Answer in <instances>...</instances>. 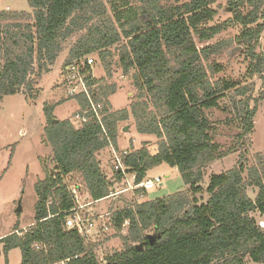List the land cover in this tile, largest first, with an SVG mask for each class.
Masks as SVG:
<instances>
[{"label":"trees","instance_id":"obj_1","mask_svg":"<svg viewBox=\"0 0 264 264\" xmlns=\"http://www.w3.org/2000/svg\"><path fill=\"white\" fill-rule=\"evenodd\" d=\"M166 1L170 0H28L33 15L0 11V100L17 93L36 99L31 74L36 67L37 76L49 72L72 36L78 37L66 64L94 52L105 61L117 48L119 65L125 73L134 70L141 94L130 107L112 111L109 97L116 84L98 79L97 100L107 105L105 121L113 144L118 147L119 123L133 117L139 133L159 139L156 153L145 142L124 158L136 181L145 180L150 168L165 162L179 169L189 188L117 210L111 217L113 227L122 230L128 222L129 228L122 236L124 248L111 252L106 264H248L247 257L264 263V227L252 215L264 213L263 163L250 168L247 178L242 163L213 174L207 202L199 203L193 196L203 191L204 166L237 151H223L215 142V122L207 111L218 108L223 97L233 96L242 122L239 138L254 131L257 112L251 99H242L248 85L213 79L222 69L210 58L229 50L232 40L198 48L194 35L211 39L230 22L240 23L236 38L250 58L247 74H259L264 83V52L257 51L264 30V0H231L237 10L234 19L214 25L208 23L217 14L212 7L217 0H190L174 7ZM246 6L247 12L241 11ZM29 17L32 21H21ZM55 105L44 106V134L54 166L34 185L35 224L21 234L16 226L0 240L5 253L21 249L20 264H103L96 247L86 245L77 229L65 226L67 212L75 206L65 178L80 173L92 199L100 200L120 190L114 186L123 174L115 172L111 180L102 170L99 154L109 142L99 124L91 120L76 127L70 118L54 122ZM80 105L86 107L84 98ZM250 187L257 189L255 198L248 193Z\"/></svg>","mask_w":264,"mask_h":264},{"label":"rangeland","instance_id":"obj_2","mask_svg":"<svg viewBox=\"0 0 264 264\" xmlns=\"http://www.w3.org/2000/svg\"><path fill=\"white\" fill-rule=\"evenodd\" d=\"M230 1L217 0L212 5L214 9H217V14L214 21L209 22L208 25L234 19L237 10L231 6ZM187 2L190 0H170L165 3L174 7L182 6ZM247 8V6L243 7L241 11L247 12ZM0 11L6 13L23 11L31 12L33 15L28 0H0ZM32 19L33 17H29L21 21H32ZM241 29L240 23L232 21L226 29L218 32L211 39L202 40L194 35L198 48L215 44L224 39L232 40L229 50H223L210 58V61L221 65L222 69L213 79L225 78L248 85L249 91L242 99H251V107L257 105L254 131L242 138L238 137L242 131V122L238 117L239 108H235L233 104V96L223 97L218 108L207 111L212 121L215 122V142L221 145L223 151L229 148L237 151L204 166L205 174L200 182L203 191L193 194L199 203L207 202L210 196L207 186L213 174H221V172L242 163L246 168L244 176L247 178L250 168L258 166V164L262 165L261 163L264 165V83L259 74L254 77L247 74L250 58L245 53V46L240 45L236 38ZM260 36L257 51L264 52V30ZM77 37L72 36L67 39L64 51L58 57L57 62L50 67L49 72L37 76L36 67L35 73L31 74L32 79L36 82V99L30 98L27 93H17L0 100V234L13 230L17 224H20L18 225L20 227L16 229L17 232L19 231L18 233L27 231L31 225L35 224V204L38 195L34 185L38 180L45 179L49 170L54 166V154L44 134V128L47 125L44 106L46 103L56 104L53 115L60 120L69 119L71 113L78 107L76 100L63 98L60 85L69 50L76 42ZM91 55L98 60L97 78L103 80L107 85L116 84L115 93L109 97L110 110L125 109L130 107L132 102L139 101L141 93L134 84L132 77L134 70L131 69L128 73L123 72L118 62L117 48L113 51L112 56L106 58L105 61L97 56V52ZM240 98L238 96L237 100ZM237 100L234 102L237 103ZM240 105L239 102L238 106ZM127 125L130 126L129 130L123 131ZM118 139L117 149L120 151L128 150L129 152L130 149L142 147L146 142L152 153L157 152L159 139L152 134L139 133L136 130V121L133 117L119 123ZM99 158L102 170L108 179L112 180L115 171H113L112 152H110L109 146L100 152ZM154 177H161L162 184H157L146 192L129 190L126 193L109 197V199L94 202L84 208L83 212L93 218V229L85 238V244L96 247V253L100 260L107 258L111 252L124 248L122 236L127 234L129 227L128 224L123 226L122 230L113 227L111 217L117 210L135 203L165 198V196L189 188L179 169L165 162L149 169L147 178ZM72 178L83 181L78 172H72ZM124 186V183L121 182L115 184L114 187L122 189ZM248 193L255 198L257 189L250 187ZM20 199L22 208L17 210ZM88 200L83 196V201L87 202ZM252 215L257 221H264V213L259 211L253 212ZM21 226L25 227L21 228ZM148 232L153 233L152 229H149ZM3 246L4 242L0 241V264H20L22 261L21 249L17 247L5 253ZM246 260L248 264H264L251 261L249 257Z\"/></svg>","mask_w":264,"mask_h":264},{"label":"built area","instance_id":"obj_3","mask_svg":"<svg viewBox=\"0 0 264 264\" xmlns=\"http://www.w3.org/2000/svg\"><path fill=\"white\" fill-rule=\"evenodd\" d=\"M98 60L91 54L73 59L69 61L62 71V80L60 85L62 86L63 98L66 100L74 99L78 101L80 105V98H84L87 102L85 108L81 105L78 109L70 115V120L76 127H81L91 120H94L99 124L102 134L109 142L110 152H112V166L113 171L121 172L123 174L122 183L124 187L117 192H112L108 197L103 199H109V197L117 196L122 193H126L129 190L148 191L155 187L157 184H162L161 177L146 178L143 181H136V173L129 171L124 163V158L129 154L128 150H118L113 144L111 134H109L106 125V103L104 100H97L99 82L96 76ZM65 182L68 186V190L73 196L75 206L67 212L66 216V228L77 229L80 235L84 238L92 231L93 218L86 215L83 212L84 208L90 206L94 202L101 201L93 200L91 193L87 190L83 181L75 180L72 178V173L67 175ZM71 180V181H70ZM83 196L89 199L87 202L83 201ZM264 227V221L259 222ZM129 224L126 222L124 227ZM19 232V231H18ZM22 232H20L21 234ZM68 260L56 261L53 264H66ZM103 264L107 263V259L100 260Z\"/></svg>","mask_w":264,"mask_h":264},{"label":"water","instance_id":"obj_4","mask_svg":"<svg viewBox=\"0 0 264 264\" xmlns=\"http://www.w3.org/2000/svg\"><path fill=\"white\" fill-rule=\"evenodd\" d=\"M54 122H56V121H58V119L57 118H55L54 120H53ZM129 128H130V126H126L125 128H124V130L123 131H126V130H129ZM22 208V205H21V199L19 200V206H18V208H17V210H20ZM150 238H151V240H153L155 237L153 236V235H150ZM143 247V245H139V248H142Z\"/></svg>","mask_w":264,"mask_h":264},{"label":"crops","instance_id":"obj_5","mask_svg":"<svg viewBox=\"0 0 264 264\" xmlns=\"http://www.w3.org/2000/svg\"><path fill=\"white\" fill-rule=\"evenodd\" d=\"M4 98H5V97H4ZM4 98H3V100H4ZM76 102H77V105H78V107H77V109H78L80 105H79L78 101H76ZM138 148H140V147H138ZM138 148H137V149H138ZM18 225H20V224H17V226H18ZM19 227H20V226H19ZM22 227H25V226H21V228H22ZM14 229H15V228H13V230H11V231H9V232H7V233L0 234V239L3 238V237H5V236L8 235V234L13 233L12 231H15ZM0 241H1V240H0Z\"/></svg>","mask_w":264,"mask_h":264}]
</instances>
